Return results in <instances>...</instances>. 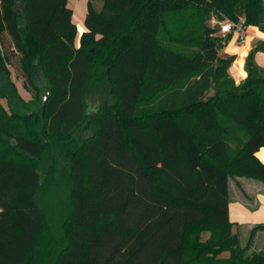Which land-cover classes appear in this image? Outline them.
<instances>
[{"label":"trees","instance_id":"trees-1","mask_svg":"<svg viewBox=\"0 0 264 264\" xmlns=\"http://www.w3.org/2000/svg\"><path fill=\"white\" fill-rule=\"evenodd\" d=\"M40 1L0 0V264H264L250 249L264 224L242 245L229 209L230 178L264 182V42L237 84L236 54L220 53L232 34L211 24L264 32V0H88L79 44L68 0L47 20L54 33H38ZM101 80L113 102L91 115ZM55 150L72 181L57 228L39 200V164Z\"/></svg>","mask_w":264,"mask_h":264},{"label":"rangeland","instance_id":"rangeland-1","mask_svg":"<svg viewBox=\"0 0 264 264\" xmlns=\"http://www.w3.org/2000/svg\"><path fill=\"white\" fill-rule=\"evenodd\" d=\"M211 24L213 26H221L223 24V21L219 22L217 18H214L212 19ZM218 34L224 36V34L220 30H218ZM235 42V38L230 39L228 44L220 50V53L224 56L232 53L236 54L241 46H237ZM170 45L176 49L184 51H192L197 49L194 47H187L178 43H171ZM12 47L13 44L11 43L10 48ZM257 59L258 57L256 58L257 63L263 66L264 64L258 62ZM15 61H17L16 56H13V65L10 66L12 70L11 79L14 80L15 84L17 85L18 93L25 100H30L32 96L22 84V78L19 73L20 71L16 66ZM239 65L240 63L236 61L234 68ZM231 67L228 69V76L232 75L233 73ZM235 80L236 83L239 84L243 79L240 80L237 77ZM213 92V89H211L209 94H213ZM86 98L89 104V110L91 115L96 114L103 106L109 105L113 102V98L109 92V86L107 83L102 82V80L94 82L90 85L86 93ZM2 100L5 104L8 103V100L5 97H2ZM13 104L15 105V107H17V109H19L20 106L14 99ZM40 106L41 102H37L31 104L28 109L31 110L34 108L40 111ZM94 129L95 126L92 125L91 122H87L76 131L74 135L75 141L81 142L86 136L90 135L94 131ZM53 162H55V164H52ZM39 166L44 177V187L39 194V200L48 213L50 223L57 228L69 205L70 191L72 185L70 177V164L67 162V160L62 157L58 150H55L45 155V157L41 160V164H39ZM242 179L244 180V182L250 179L256 180L254 178L248 177H242ZM236 180V178H230L231 201H234L235 194L237 192V189L235 187Z\"/></svg>","mask_w":264,"mask_h":264},{"label":"crops","instance_id":"crops-1","mask_svg":"<svg viewBox=\"0 0 264 264\" xmlns=\"http://www.w3.org/2000/svg\"><path fill=\"white\" fill-rule=\"evenodd\" d=\"M60 0H41L40 6L42 8L41 14H43L44 21L40 23H34L37 27L38 33L42 36L43 34L50 33L52 35L53 29H50V25L47 22L52 15H57L59 11ZM96 7L101 6V0H95ZM88 0H68V5L73 9V20L77 24L78 34L76 37V43L79 44L80 36L83 30H85V16L87 12ZM248 41L245 44H235L241 46L236 53V60L234 61L231 70L232 75L235 79L238 77L240 80L246 78L247 70L245 68V61L250 50L258 43L264 42V32L260 31L256 26L249 25L248 29ZM232 53V52H231ZM233 54V53H232ZM258 62L264 64V50L258 51L256 58ZM240 63V67L243 73L234 68L236 63ZM14 81V80H13ZM17 87V85H16ZM258 157L264 161V147H261L257 151ZM242 177H235V187L237 192L235 194L234 201H231L230 197V219L232 222H236L233 230L238 232L241 244L246 245L249 237L250 230L257 224H264V182L261 180L250 179L244 182ZM252 178V177H248ZM229 192H230V180H229ZM251 250H264V227L258 229L254 240L250 247Z\"/></svg>","mask_w":264,"mask_h":264},{"label":"built area","instance_id":"built-area-1","mask_svg":"<svg viewBox=\"0 0 264 264\" xmlns=\"http://www.w3.org/2000/svg\"><path fill=\"white\" fill-rule=\"evenodd\" d=\"M248 26L245 25L244 19L241 18L239 21L226 19L221 25V32L223 34H232V38L236 39L237 44H245L248 41Z\"/></svg>","mask_w":264,"mask_h":264},{"label":"water","instance_id":"water-1","mask_svg":"<svg viewBox=\"0 0 264 264\" xmlns=\"http://www.w3.org/2000/svg\"><path fill=\"white\" fill-rule=\"evenodd\" d=\"M48 92H49V89H48ZM48 92L44 95V98L46 99L47 96H48Z\"/></svg>","mask_w":264,"mask_h":264}]
</instances>
